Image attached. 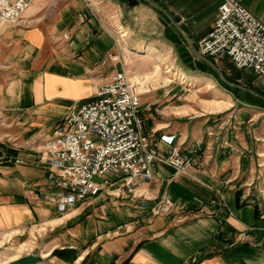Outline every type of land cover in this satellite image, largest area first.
<instances>
[{"label":"crops","instance_id":"1","mask_svg":"<svg viewBox=\"0 0 264 264\" xmlns=\"http://www.w3.org/2000/svg\"><path fill=\"white\" fill-rule=\"evenodd\" d=\"M149 1L165 14L137 0H34L31 14L0 30V234L11 233L13 241L28 233L32 241L41 229L38 238L50 245L44 254L71 249V264L86 255L83 264H264V134L252 127L259 112L232 124L207 116L216 112L176 114L194 111L164 103L183 89L178 81L162 95H140L141 132L158 155L176 149L188 161L186 174L154 164L133 196L114 185L61 214L49 201L58 192L39 161L43 137L71 102L92 96L115 72L147 71L134 57L146 48L160 58L168 53L185 77L212 68L215 61L196 45L220 0ZM239 1L264 24V0ZM116 28L123 30L118 37ZM122 32L128 36L121 40ZM163 200L171 208L151 214Z\"/></svg>","mask_w":264,"mask_h":264},{"label":"built area","instance_id":"2","mask_svg":"<svg viewBox=\"0 0 264 264\" xmlns=\"http://www.w3.org/2000/svg\"><path fill=\"white\" fill-rule=\"evenodd\" d=\"M33 1L0 0V25L18 22ZM196 47L201 56L226 59L235 70L264 78V24L239 0H220L211 29ZM137 86L123 71L113 73L92 96L71 102L43 137L39 161L47 167L49 187L58 192L49 201L60 214L114 185L133 196L136 184L150 179L154 164L170 168L174 176L186 174L188 161L176 149L158 155L152 138L141 132L139 97L144 93ZM199 151L197 143L193 153ZM170 208L163 200L150 211L155 215Z\"/></svg>","mask_w":264,"mask_h":264},{"label":"rangeland","instance_id":"3","mask_svg":"<svg viewBox=\"0 0 264 264\" xmlns=\"http://www.w3.org/2000/svg\"><path fill=\"white\" fill-rule=\"evenodd\" d=\"M8 24L12 23L1 24L0 30L5 26H9ZM115 31L117 34L116 36L118 37L120 36V34L117 32L123 30H119V28H116ZM125 34H127V32ZM124 49L125 48H123L124 52L125 50H128L127 48L125 50ZM149 49L150 48H146L145 51L141 54L134 55V57L138 58V61L136 62V66L138 68L148 64L149 69L145 72H137L134 71V68H132L130 73L127 74V77H129L131 81L137 83L140 93H148L152 90V92L154 91L157 95H162L165 89H167L166 86L169 84L173 86L174 82L178 83L177 79L182 75L181 72L172 64L168 53L163 54V56L160 58L159 56H157L158 54L155 56L152 55L153 51L147 53V50ZM11 60L13 61V58ZM125 61L126 63L129 62L127 58ZM133 66L134 63H132L130 67ZM177 66L179 67V65ZM229 66L230 64L228 61H215L212 64V68L207 67L202 69L203 75L199 74V76L196 77L184 76V83L182 85L183 89L178 92L176 98H170L172 93L165 96L164 103L172 104L174 106H182V108L190 106L192 109H194V111H192L191 113H179L177 110L175 111V113L185 115L187 117H199V115L201 114H199L198 112H200V110L206 111L207 105H213L219 101L227 100V102L231 104V107L229 106L227 110H223L220 113L216 112V114L204 115L218 116L219 118L216 119L218 123L226 122L232 124L233 122L235 123L245 121L246 118L251 117L253 113L259 112V115L257 116L258 119H254L252 121V127L254 128V133L262 135L264 134V112H261V110H264V86L259 84V81H261V79L256 78L251 73L245 71L236 70L232 73V71H230L229 69ZM167 70L177 75V79L174 80L171 77V73L166 74L165 72ZM1 72L4 73L5 70H1ZM208 80L210 81V85H207ZM235 86L244 88L248 91L250 90L255 95L243 92ZM244 106H254L260 110L247 109ZM252 118H256V116H252ZM239 126L240 128H242L244 125L240 124ZM1 127L2 123L0 122V128ZM247 134L250 137L252 136V132L250 130H248ZM102 179L112 181V178L109 175H103ZM94 181L97 183L101 182L100 179H94ZM124 195L128 194L124 192ZM112 196L113 195H109L106 197L113 198ZM117 199L114 198L113 200L115 201ZM38 232L40 233H33L32 241H27L29 239L28 233L13 241H11V233H1L0 241L3 239L5 241L3 242L2 246H0V264H8L9 262L14 261L21 256H24L25 254L31 253L39 255L42 253L41 255L43 256L44 253L48 252V247L50 245H43L42 241L38 238L44 231L38 229ZM19 244L20 248L18 249V251H15L14 247ZM60 245H63V243H60ZM46 249L48 250L45 251ZM48 256L42 257L41 262L37 264H68L62 262L56 257L50 258Z\"/></svg>","mask_w":264,"mask_h":264},{"label":"bare ground","instance_id":"4","mask_svg":"<svg viewBox=\"0 0 264 264\" xmlns=\"http://www.w3.org/2000/svg\"><path fill=\"white\" fill-rule=\"evenodd\" d=\"M33 11V9H32V6H29L24 12H23V14H22V17H24V16H26V15H28V14H31V12ZM21 19V18H20ZM20 21V20H19ZM120 28V27H119ZM121 33V32H120ZM122 34H124V35H122V37H120V38H126L128 35V33L127 34H125V32H122ZM151 50V48L149 49V50H147V51H150ZM166 74H169V73H171L169 70H167L166 72H165ZM182 75V74H181ZM176 76V77H175ZM171 77L175 80V79H177V75H175L174 73H171ZM183 78H184V75H182V76H179L178 77V79H177V81L179 82V83H184V80H183ZM207 85H210V81H208V83H207ZM138 87V86H137ZM137 90H138V92L140 93V91H139V87L137 88ZM231 104L230 103H228L227 102V100L225 101H219V102H217L216 104H213V105H207V108H206V111L208 112H219V111H223V110H227V108L230 106ZM5 240L3 239V240H1L0 241V246H2V244H3V242H4ZM20 246V244L19 245H17V246H15L14 247V250L15 251H18V249L20 248L19 247ZM49 255V253L48 254H44L42 257H46V256H48ZM41 257V256H40ZM41 257V258H42Z\"/></svg>","mask_w":264,"mask_h":264},{"label":"water","instance_id":"5","mask_svg":"<svg viewBox=\"0 0 264 264\" xmlns=\"http://www.w3.org/2000/svg\"><path fill=\"white\" fill-rule=\"evenodd\" d=\"M137 1L144 4V5H149L152 8H154L155 10L165 14L162 6H160V5H155L152 2H150L149 0H137ZM170 22L172 25L175 26L178 23V20L176 18H174V19H170ZM178 27L184 33L187 32L186 28L183 25H179ZM40 262H41L40 256H34V255L27 254V255H24V256L17 258L16 260H14L12 262H9L8 264H37Z\"/></svg>","mask_w":264,"mask_h":264},{"label":"trees","instance_id":"6","mask_svg":"<svg viewBox=\"0 0 264 264\" xmlns=\"http://www.w3.org/2000/svg\"><path fill=\"white\" fill-rule=\"evenodd\" d=\"M131 5V4H129ZM229 62V61H228ZM230 64V63H229ZM229 69L230 71H236L232 65L230 64L229 66ZM9 155H14L13 152H9ZM50 257H56L57 259L61 260L62 262H65V263H72L76 256H75V252L71 249H62V250H53L51 253H50ZM87 258V255L82 259V261L80 262V264H83L84 261L86 260Z\"/></svg>","mask_w":264,"mask_h":264}]
</instances>
